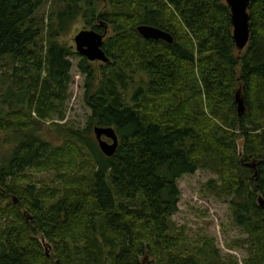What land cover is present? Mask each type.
<instances>
[{
    "label": "trees",
    "instance_id": "obj_1",
    "mask_svg": "<svg viewBox=\"0 0 264 264\" xmlns=\"http://www.w3.org/2000/svg\"><path fill=\"white\" fill-rule=\"evenodd\" d=\"M49 1L0 0V264H239L173 221L179 181L199 170L217 175L206 188L247 235L243 264H264V0H252L243 52L224 0H106L105 11L53 0L46 18ZM80 19L112 32L108 64H78L84 129L54 123L66 120L75 55L60 38ZM48 123L61 146L42 136ZM96 127L115 130L114 156Z\"/></svg>",
    "mask_w": 264,
    "mask_h": 264
},
{
    "label": "rangeland",
    "instance_id": "obj_2",
    "mask_svg": "<svg viewBox=\"0 0 264 264\" xmlns=\"http://www.w3.org/2000/svg\"><path fill=\"white\" fill-rule=\"evenodd\" d=\"M52 2L53 0H50L47 7L42 11L46 18L53 11ZM100 8L101 11L108 9L106 0H101ZM84 30L91 31L93 29L84 20L80 19L73 25L68 35L60 38V42L74 49L75 55L70 57L72 82L65 110L66 120L64 122L54 121L55 124H68L70 127L79 129L86 127L87 119L91 114L84 102L85 77L78 69L82 57L77 54L74 41L76 35ZM103 34H106L108 38L112 35V32L109 28H106ZM46 35L45 32L44 37ZM95 65L99 66L101 63L96 62ZM55 124L48 123L45 125L42 136L51 144L61 146L63 139L59 136ZM242 147L243 141L241 140L239 142L240 151H242ZM8 152V147L0 141V157L7 155ZM38 177L43 179L44 176L39 175ZM47 178L51 179L50 176H46V180H48ZM216 178L217 175L213 172L201 170L194 175H185L179 181L182 196L178 204L179 211L173 216V221L179 228L185 229L187 240L191 245L199 246L204 244L206 240L213 239L225 259L230 257L239 264H243L247 254L241 249V243L247 238V235L232 220L229 210L230 200L217 198L206 188V184ZM44 246L47 252H50V248L45 242Z\"/></svg>",
    "mask_w": 264,
    "mask_h": 264
},
{
    "label": "water",
    "instance_id": "obj_3",
    "mask_svg": "<svg viewBox=\"0 0 264 264\" xmlns=\"http://www.w3.org/2000/svg\"><path fill=\"white\" fill-rule=\"evenodd\" d=\"M230 9L231 22L233 25V39L236 49L243 52L250 43V14L249 8L252 0H224ZM137 32L145 39L164 41L168 44L174 43L173 37L160 29L141 25L137 27ZM106 34H100L96 31H81L74 38L76 52L81 57L92 63L108 64L110 58L104 51V40ZM236 103L239 115H243L246 111L244 100L241 94H236ZM94 135L99 144L101 152L107 156L115 155L119 148V138L113 128L96 127Z\"/></svg>",
    "mask_w": 264,
    "mask_h": 264
},
{
    "label": "bare ground",
    "instance_id": "obj_4",
    "mask_svg": "<svg viewBox=\"0 0 264 264\" xmlns=\"http://www.w3.org/2000/svg\"><path fill=\"white\" fill-rule=\"evenodd\" d=\"M107 31V30H106ZM260 205V204H259Z\"/></svg>",
    "mask_w": 264,
    "mask_h": 264
}]
</instances>
